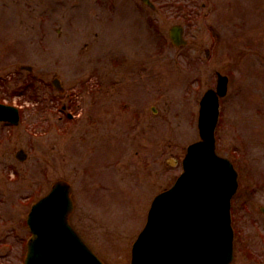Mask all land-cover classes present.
Listing matches in <instances>:
<instances>
[{
  "label": "rangeland",
  "instance_id": "rangeland-1",
  "mask_svg": "<svg viewBox=\"0 0 264 264\" xmlns=\"http://www.w3.org/2000/svg\"><path fill=\"white\" fill-rule=\"evenodd\" d=\"M152 1L155 9L142 0H0V102L24 110L20 125L0 123V216L12 220L0 218L10 254L0 264H20L12 230L28 234L31 202L58 179L73 186L83 238L105 262L127 264L152 200L200 138V100L218 71L230 75L219 152L243 169L234 264H264L253 226L264 236V187L250 192L264 174V0ZM176 24L181 49L169 38Z\"/></svg>",
  "mask_w": 264,
  "mask_h": 264
},
{
  "label": "water",
  "instance_id": "water-1",
  "mask_svg": "<svg viewBox=\"0 0 264 264\" xmlns=\"http://www.w3.org/2000/svg\"><path fill=\"white\" fill-rule=\"evenodd\" d=\"M171 36L175 43L181 44L177 27L172 29ZM226 91L227 78L220 76L219 93L224 95ZM216 98V93L209 91L203 100L202 140L190 147L185 160L186 172L176 187L155 200L147 227L135 245L134 264H175L178 229L183 230L180 234L191 235L187 239L181 236L179 240H196L200 243L198 250L203 242L212 241L205 253H195L194 264H226L231 259L229 207L237 188V175L232 163L215 152ZM2 118H11V114L6 113ZM73 209L71 187L64 181L57 182L51 194L35 207L33 221L39 237L31 245L28 264H99L67 226ZM54 223L67 228L59 230ZM44 224L53 231L49 236L44 235ZM181 264H191V261Z\"/></svg>",
  "mask_w": 264,
  "mask_h": 264
},
{
  "label": "flooded vegetation",
  "instance_id": "flooded-vegetation-1",
  "mask_svg": "<svg viewBox=\"0 0 264 264\" xmlns=\"http://www.w3.org/2000/svg\"><path fill=\"white\" fill-rule=\"evenodd\" d=\"M3 233V232H2ZM3 235V234H2ZM6 235L7 236H9V237H11V233H6ZM4 237H6L5 235H3ZM3 236H2V239H3ZM12 236H13V234H12ZM14 237V236H13ZM4 242H6V241H1V239H0V244H8V243H4ZM17 245H19V243L17 242Z\"/></svg>",
  "mask_w": 264,
  "mask_h": 264
}]
</instances>
